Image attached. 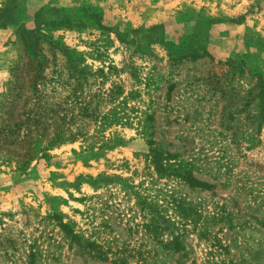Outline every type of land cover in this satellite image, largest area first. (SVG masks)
Returning <instances> with one entry per match:
<instances>
[{
    "label": "rangeland",
    "instance_id": "1",
    "mask_svg": "<svg viewBox=\"0 0 264 264\" xmlns=\"http://www.w3.org/2000/svg\"><path fill=\"white\" fill-rule=\"evenodd\" d=\"M11 1L0 217L19 222L2 217L17 246L0 264H25L34 237V264H114L38 223L52 212L120 264H264V0ZM58 129L77 139L48 150L51 163L28 160L22 143L43 148ZM151 147L206 188L161 178ZM103 174L128 188L94 191ZM23 211L40 217L23 227Z\"/></svg>",
    "mask_w": 264,
    "mask_h": 264
},
{
    "label": "trees",
    "instance_id": "2",
    "mask_svg": "<svg viewBox=\"0 0 264 264\" xmlns=\"http://www.w3.org/2000/svg\"><path fill=\"white\" fill-rule=\"evenodd\" d=\"M12 1L7 0L5 4L0 7V28H6L7 26L14 23L15 15V5H11ZM46 129H43L42 133L45 134ZM16 131L18 129L16 128ZM30 131V129H28ZM15 134V131L13 132V135ZM81 135V132L78 133ZM28 137V135H24V137ZM77 139V135L74 134L69 129H58L55 133V138H52L53 143L50 144L47 143L43 148H39V145H33L30 140L25 141L23 144L24 152L27 156H29L28 160H32L35 157L43 158L47 163L50 162V156L47 155V151L50 149H53L54 147H58L62 144H65L67 142H73ZM149 154L151 156V164L155 170V172L161 177V178H175L179 179L181 181H184L192 188H206L207 184L203 183L202 181L196 179L192 175V171L187 168H181L179 165H175L170 163L171 160H174V158H171L172 156L166 153L164 150L158 147H151L149 148ZM165 154V155H164ZM126 181L124 178H121L119 176H108V175H99L96 179L92 180V187L94 191H98L100 189H108V186H112L111 188H120L126 189L127 186H123L114 181ZM119 185V186H117ZM97 199H99L97 202L101 206H106L103 201L101 202V195L96 196ZM141 205H148V206H155V205H149L146 202H141ZM30 211H23L21 212L22 218V224L23 227L31 224V220L33 217L39 218L37 214L29 213ZM151 213L153 214L154 219H157V222H160L162 227H166L167 225V219L160 217V213L151 207ZM2 217H7L9 221L16 223L19 221L14 220L15 215L12 213H3L0 217V227L5 225L4 219ZM38 223H40L43 226H46L44 222L52 223L60 232L61 238L64 239L68 246L77 251H80L82 253H86L94 260L99 261H107L108 255L112 254L113 257V263L114 264H120L121 261H123V256L119 252H110L108 251V248H105L104 245L101 243H98L97 241H92L88 239H84L81 235L77 234L73 229V222H65L64 217L61 214L52 212L47 214L44 217H40ZM166 224V225H165ZM165 225V226H164ZM6 230V229H5ZM5 230L3 232H5ZM16 236L12 234H1L0 233V251L4 254V260L10 261V258H12V253L15 252V248L17 246ZM38 242V239L34 237V240L26 246V250L28 251V255L25 260V264H34L35 259L37 257V252L35 245ZM172 246L175 250H180L182 247L180 246V242L177 238H174L171 242ZM107 249V250H106Z\"/></svg>",
    "mask_w": 264,
    "mask_h": 264
}]
</instances>
